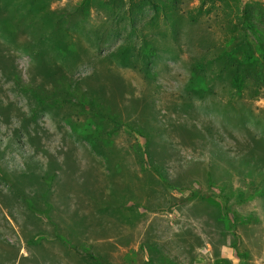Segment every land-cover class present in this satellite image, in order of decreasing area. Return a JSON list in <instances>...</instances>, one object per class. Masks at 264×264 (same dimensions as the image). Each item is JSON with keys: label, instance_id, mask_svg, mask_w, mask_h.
<instances>
[{"label": "rangeland", "instance_id": "rangeland-1", "mask_svg": "<svg viewBox=\"0 0 264 264\" xmlns=\"http://www.w3.org/2000/svg\"><path fill=\"white\" fill-rule=\"evenodd\" d=\"M21 1L0 8V25L19 20L9 56L22 83L61 97V80H71L93 94L98 113L91 121L80 107L39 105L0 72V264H81L51 243L55 234L74 243L84 234L111 264H129L132 253L110 237L123 247L141 240L154 264H222V235H231L230 264H264V0H159V13L136 12L132 29L125 15L95 6L65 20L64 55L35 32L53 27L37 13L75 12L83 0H46L29 12ZM243 38L259 64L245 70L240 93L231 82ZM199 63L206 93L187 88ZM118 218L131 228L120 231ZM36 235L51 241L28 246L24 237ZM203 243L213 251H196Z\"/></svg>", "mask_w": 264, "mask_h": 264}, {"label": "trees", "instance_id": "trees-1", "mask_svg": "<svg viewBox=\"0 0 264 264\" xmlns=\"http://www.w3.org/2000/svg\"><path fill=\"white\" fill-rule=\"evenodd\" d=\"M11 1L13 0H0V8L4 7L5 9H7L8 7H10ZM45 1L46 0H22L20 4L24 8L25 12H29V8H34L37 3L43 4ZM95 6L103 7L104 9L109 11L112 14L110 17H113L114 20L116 19L119 20L120 16L121 19L124 20V15H125L127 21L129 22L130 29L134 28L136 25V21H135L136 14L145 15V10L146 11L149 10L154 14H158L161 7L159 0H83L75 12H67V13L63 12V14H58L57 12L51 11L46 8L40 10L37 13L36 19L43 22L44 20L49 21L48 23L53 25V27L51 28V33L48 32L44 33L40 30L34 29V27L33 29L37 33H42V34H38V36H40L41 39L48 40L49 42H51L54 45L56 51H58V53L63 55L71 53L72 51L71 48L65 45L64 43H62L63 39L61 40L62 36H64L65 38H69L70 36L69 28L67 25L68 23H66L65 20L68 19V22L70 23L72 21L73 14L75 13H81L82 15L87 16V14H89ZM12 14L15 15L16 12H13ZM47 15L52 16V18L48 19L46 17ZM18 23L19 20L17 18L10 17V18H6L5 21L2 22V24L0 25V36L5 39V42H0V72H2L4 76L12 79L14 85L18 89H20L22 93L28 95L30 98L35 99L39 103V105L40 104L50 105V107H53V105L55 106L59 104V105H69L71 107H76V108L80 107L81 109H83L84 112H86L87 116L90 117L89 118L90 120L91 119L93 120L94 116L97 117V115L95 114L98 113L97 104L93 94L90 93L89 91H84L80 86V84L76 82L66 79L61 80V87H62L61 97H56L53 95L50 97L42 96L40 92H38L37 90L33 88H29L25 86L24 83H22L23 81L20 77V74L17 72V67L13 65L14 58L12 56H9V52L11 48L17 47V45L13 42V39L15 38L19 30ZM251 23L252 21L250 19L242 17L240 19L239 25L242 26L245 30H249L254 34L255 31ZM130 29H128L129 32H131ZM59 36L60 38L58 40H54V39L51 40L49 38V37L57 38ZM258 47L263 53L262 61L264 62V43L259 39H258ZM22 48H24V46ZM26 48H28V45L26 46ZM36 48H37L36 46L33 49L31 48L30 54L32 57L39 54V51H37ZM236 49H237V53L240 55H237L236 58H234L235 74L232 77L231 83L235 90L242 93L246 80V76L244 75L245 70L259 64V59L255 57V54L251 49V45L248 38L247 39L243 38L237 44ZM203 68H204L203 63L201 64L199 63L195 66V71L192 73L191 79L187 86L189 91L195 93L196 92L206 93L209 91L205 79L203 78V76H201V72ZM258 83H261V80L258 81ZM34 113H35V117L37 118L38 117L37 111H35ZM91 121L90 122L88 121L87 122L88 125L84 127L87 131H92L94 129V122ZM70 127L73 133H76L78 135L76 126L74 127L70 126ZM82 140L88 143L89 146L91 147H94L96 144L95 140L88 136L82 138ZM109 147L110 146L108 145V141L102 142V148H109ZM153 171L160 176V179L163 182L168 183V179L164 174L159 173L158 170L155 168L153 169ZM208 180H212L211 176H208ZM16 195L18 198H23V200L26 199L25 194L22 192L18 191ZM1 205L3 208L5 207L6 209H8L6 205H3L2 203ZM28 208H29L28 210L30 211L31 209H35V207H33L32 205H28ZM226 211L227 214L229 215L232 214L231 212H229L230 211L229 208H227ZM228 216L226 214L224 216L223 213L224 218L227 219ZM232 216L234 218V223L237 222V218H235L236 216L235 215ZM83 235L84 234H79L77 236V241H80L77 243L72 242L70 238H66V237L65 238L67 240H62V238L57 237L56 234L54 240L53 241L50 240V241L51 243L56 241L58 245L61 246V248L65 249V251L72 250L73 253H75V255L79 257L81 264H111L108 259L103 257V254H100V250H98L95 247L91 248V245L83 242L85 240V238H83ZM24 240L25 243H27L28 246L30 247H43V245L50 243L49 240L46 242L42 241L39 235L32 236L30 238L24 237ZM88 245L90 247H87ZM143 247L147 248L146 246ZM94 248L99 253L94 251ZM133 260H134V254L132 253V259L130 261L128 260L129 264H133ZM220 261H222V264H230V262L225 260H220ZM154 262H155L154 259L150 258L148 264H154ZM166 264H176V263L169 261Z\"/></svg>", "mask_w": 264, "mask_h": 264}, {"label": "crops", "instance_id": "crops-1", "mask_svg": "<svg viewBox=\"0 0 264 264\" xmlns=\"http://www.w3.org/2000/svg\"><path fill=\"white\" fill-rule=\"evenodd\" d=\"M112 217H116V216L112 215ZM118 221H119L121 229H122V230L120 229V231H124V225L126 226V228H131V227H129L130 225L126 224L123 219L118 218ZM114 238H116V237H110L109 243H111L112 246L116 247L115 248L116 251H118V249H120V250L124 251V253H129V252L133 253L134 254L133 264H148L149 259L151 257L148 253L147 248L143 247L141 240H136L135 242H131L129 244V246L124 245V247H123V246L119 245L118 242ZM234 243H235V237H232L231 235H228L227 237H225L224 235H222V244H221L220 249L218 250L221 260H225V261H228L230 263L234 260V255L232 253V250H233L232 248H233ZM206 246H208L210 248V250L213 251V247L210 244H206V243H203V245L198 247L196 251L207 252L205 249ZM202 249H203V251H202ZM214 251H217V250L214 248ZM125 264H127V263H125ZM188 264H198V263H197V260L195 258L194 260H192Z\"/></svg>", "mask_w": 264, "mask_h": 264}]
</instances>
